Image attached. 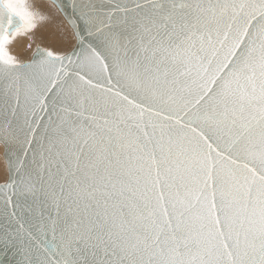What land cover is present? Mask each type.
Instances as JSON below:
<instances>
[{
	"label": "snow or ice",
	"instance_id": "obj_1",
	"mask_svg": "<svg viewBox=\"0 0 264 264\" xmlns=\"http://www.w3.org/2000/svg\"><path fill=\"white\" fill-rule=\"evenodd\" d=\"M50 4L21 59L0 0V264H264V0Z\"/></svg>",
	"mask_w": 264,
	"mask_h": 264
},
{
	"label": "bare ground",
	"instance_id": "obj_2",
	"mask_svg": "<svg viewBox=\"0 0 264 264\" xmlns=\"http://www.w3.org/2000/svg\"><path fill=\"white\" fill-rule=\"evenodd\" d=\"M29 3L36 5L40 11L52 15L54 20L47 24H43L39 26L36 31L32 34V38H24L21 37L17 40L16 43L12 46V51L17 54L21 59L29 58L31 56V52L35 49V44H42V46H51L59 48L60 45L49 39V33L53 31L55 27V19L60 18V13L55 8L54 5L50 4V0H29ZM33 48L29 50L27 48V44L32 42ZM3 145L0 144V179L8 178V170L7 165L3 156Z\"/></svg>",
	"mask_w": 264,
	"mask_h": 264
},
{
	"label": "water",
	"instance_id": "obj_3",
	"mask_svg": "<svg viewBox=\"0 0 264 264\" xmlns=\"http://www.w3.org/2000/svg\"><path fill=\"white\" fill-rule=\"evenodd\" d=\"M4 147V146H3ZM3 156H4V159H5V162H6V165H7V170H8V179H7V181L6 182H8V180H9V178H10V176H11V172H10V169H9V166H8V161H7V159H6V156H5V149H3ZM5 182V183H6ZM1 184H4V183H1Z\"/></svg>",
	"mask_w": 264,
	"mask_h": 264
},
{
	"label": "rangeland",
	"instance_id": "obj_4",
	"mask_svg": "<svg viewBox=\"0 0 264 264\" xmlns=\"http://www.w3.org/2000/svg\"><path fill=\"white\" fill-rule=\"evenodd\" d=\"M42 45V44H41ZM25 59H28V58H25ZM2 145V144H1ZM1 176V175H0ZM8 179V178H7ZM7 179L5 180V179H0V184L1 183H5L6 181H7Z\"/></svg>",
	"mask_w": 264,
	"mask_h": 264
}]
</instances>
